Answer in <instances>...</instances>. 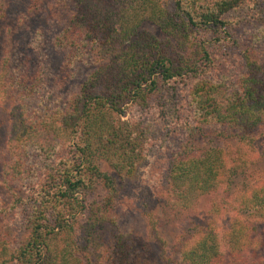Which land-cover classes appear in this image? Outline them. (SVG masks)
<instances>
[{
    "label": "trees",
    "instance_id": "1",
    "mask_svg": "<svg viewBox=\"0 0 264 264\" xmlns=\"http://www.w3.org/2000/svg\"><path fill=\"white\" fill-rule=\"evenodd\" d=\"M33 1L39 6L44 0ZM60 1L64 7H73V16L57 38L58 48L68 49L76 59L87 60L85 63L91 62L95 69L63 110L37 119L34 116L41 104L34 107L31 101L40 99L35 90L39 77L24 73L14 78V58L9 51L0 60V98L8 95L15 104L11 133L0 151V160H4L0 184L10 189L30 186V197L20 199L27 208L24 236L14 244L0 231V264L109 261L101 256L91 261L81 254L78 240L67 241L76 234L73 224L78 222V215L89 211L82 237H92L91 250L99 249L94 242L98 232L113 226V233H119L115 203L136 180L144 142L143 132L121 122L128 105L147 108L159 98L163 101V119L175 125L182 120L176 108L177 88L182 85L187 90V108L192 121L200 125L199 130L219 124L252 135L264 128V66L244 74L239 87L229 91L224 83L211 80L208 65L212 59L207 48L208 36H213V42L220 41L215 37L225 29V17L232 10L260 0H170L175 5L170 12L162 0ZM5 10L6 0H0V19L5 17ZM145 23L157 24L170 33L178 30L184 35L186 31L196 34V46L204 57L201 60L196 52L185 56L167 50L157 39L140 31ZM187 127L192 139L195 130L191 125ZM232 156L206 143L186 141L172 156L169 183L179 189L185 205L222 188L224 194L234 193L237 211L252 217L257 226L263 225V249L254 264H264V184L234 188L235 179L246 174L251 164ZM104 164L125 174L120 187L102 168ZM99 184L110 196L108 204L90 208L87 197ZM226 206L234 207L225 200L210 211L220 215ZM108 212L114 213L110 221ZM238 224L231 228L230 242L249 248L253 240L250 227L256 229V225L242 229L243 225ZM190 232V240L183 237L179 241L184 264H226L214 227H189L181 237ZM60 236L65 237V244L56 242ZM125 237L117 243L122 253L131 249ZM119 251L112 264H148L141 250H128L129 259H123Z\"/></svg>",
    "mask_w": 264,
    "mask_h": 264
},
{
    "label": "rangeland",
    "instance_id": "2",
    "mask_svg": "<svg viewBox=\"0 0 264 264\" xmlns=\"http://www.w3.org/2000/svg\"><path fill=\"white\" fill-rule=\"evenodd\" d=\"M161 2L169 12L175 7L170 0ZM253 2L255 1L232 10L225 17L228 23L220 35L215 37L220 41L213 42L212 35L207 39V48L212 59L208 65L210 78L224 83L223 86L229 91L239 87L244 74L255 71L258 65L264 66V0L255 4ZM36 3L33 0H6L5 17L0 19V60L9 51L14 58V78L21 77L24 73L39 77L35 90L41 100L34 99L31 104L34 107L41 104L34 117L42 119L51 111L63 110L69 99L78 96L81 86L95 67L91 62L85 63V59H76L68 49L58 48L60 45L57 38L70 23L73 7H64L60 0H44L39 6ZM140 31L157 39L171 52L175 50L185 56L196 52L199 59L204 57L196 46L197 38L193 37L196 34L186 31L187 35H184L178 30L170 33L153 23L143 24ZM187 37L191 40H187ZM177 90L179 95L176 108L182 120L175 125L163 119V101L159 98L153 99L147 108L137 104L126 107L121 122L143 132L142 159L139 160L133 186L124 190L120 200L115 203L119 217L116 231L119 233H113V226L98 232L94 242L99 249L92 246L95 250H91L92 237H82L91 213L89 211L78 215V222L73 224L76 234L69 237L68 240L71 238V241L67 242L78 240L81 254L85 258L93 260L101 256L109 260L105 264H112L116 260L115 252L119 251V238L129 234L125 239L131 249L128 248L126 253L119 251L123 259L130 258L127 255L128 250L133 252L136 249L142 251L141 257L148 264H184L179 253V241L183 237L190 240L188 237L192 232L182 237L181 235L187 228L198 225L208 229L210 226L215 228L226 264H254L257 255L261 254L263 225L258 223L257 226L252 217H246L237 211L238 207L233 201L234 193L224 194L222 188L185 205L180 200L179 189L175 190L170 185L169 178L173 154L186 141L192 140L206 143L208 147L220 148L226 155L232 154V158L236 160L241 158L250 162L246 174L235 179L234 188L237 190L264 184V128L252 135L219 124H208L199 130L200 125L192 121L187 108V90L182 85ZM7 96L0 98V151L7 143L13 122L12 107L15 104ZM189 125L195 130L192 139L187 127ZM2 163L3 159L0 160V175ZM102 168L108 171L117 186L126 177L108 165L104 164ZM29 189L30 186L10 189L0 184V231L15 242L14 244L24 236L23 222L27 217V208L20 199L30 197ZM109 198L99 184L87 197V204L90 208L98 205L104 207ZM225 200L234 207L226 206L220 215L210 211L212 207L222 205ZM108 213L110 221L114 213ZM238 223L243 225L242 229L247 227L245 225H256V229L249 226V233L252 232L253 238L249 248L230 242L231 228L233 225L239 226ZM62 236L57 243L61 241L60 244H65V237Z\"/></svg>",
    "mask_w": 264,
    "mask_h": 264
}]
</instances>
